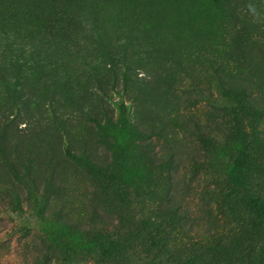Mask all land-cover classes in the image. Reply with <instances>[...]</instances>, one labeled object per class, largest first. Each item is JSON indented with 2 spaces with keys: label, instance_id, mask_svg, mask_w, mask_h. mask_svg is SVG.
I'll return each mask as SVG.
<instances>
[{
  "label": "rangeland",
  "instance_id": "rangeland-1",
  "mask_svg": "<svg viewBox=\"0 0 264 264\" xmlns=\"http://www.w3.org/2000/svg\"><path fill=\"white\" fill-rule=\"evenodd\" d=\"M232 2L2 0L0 264H180L188 234L250 226L264 115L228 89L264 111V46ZM194 257L247 264L232 240Z\"/></svg>",
  "mask_w": 264,
  "mask_h": 264
},
{
  "label": "trees",
  "instance_id": "trees-1",
  "mask_svg": "<svg viewBox=\"0 0 264 264\" xmlns=\"http://www.w3.org/2000/svg\"><path fill=\"white\" fill-rule=\"evenodd\" d=\"M261 4L264 5V0H234V2H232V6L236 9L234 10L232 8V11L238 10L236 22L238 24L240 22V32L244 28V26H242L241 24L246 23L247 26L252 27L256 30V32L259 34L260 40L262 41L261 45L264 46V8ZM0 5V22H2L5 16V13L2 10V8L4 7V3H2V0H0ZM260 6H262V8H260ZM228 58L229 60H233L236 63H240V60L241 58H243V56L237 49L230 48V50H226L223 52V56L211 59L213 62H210V65L211 67L216 69V71H218L224 66L222 63L223 60L221 61V59ZM228 92L230 94L232 93L234 96L245 98V101H247L245 109L249 110L252 116L264 115V111L258 109L253 103L248 100V97H250V95L245 87L235 86L232 87V89H228ZM231 124H228L229 131H232L233 133L239 135L241 133V131L239 130V126L238 128H236L235 124H232L233 126ZM254 127H251L250 132H248L249 139L253 142V147L252 149H250L249 153L254 156L253 158L255 162L252 167L258 172V180L259 178H261V182H259V184H261L262 187L257 188L255 191H251L254 195L250 193L248 194V196L251 197V201H254L256 203L255 208L257 209H253L252 211L250 210L252 212V214L250 215V226H248L246 230L239 231V233L237 234V238H234L236 236L234 233L235 230L232 231L230 229L229 231H227V227L225 226H222V228H218L215 231L201 234L198 236L188 234V238L193 244V251H191L190 253H193V257L195 256L196 259H198L199 255L207 251V249L210 254H216L217 246L222 244V242H224L225 240H232L235 242V244H237L238 248L241 250V254L245 255L246 258L244 260L247 261V264H264V131L259 132V130ZM168 161L170 162H166L163 164L166 165V168L165 166H161V170H168L173 167L172 158H170ZM122 189L125 192L123 187H121V190ZM221 191L222 190L220 188V192L218 193V195H222L223 201L225 193ZM219 203H221L220 200ZM159 215L163 220V228L165 227L172 230L176 228L177 224L179 225L180 218L182 216V214L178 210V207L176 206L171 209L166 206H163L160 210ZM231 235L234 236H232L231 238ZM252 237H254L253 240ZM220 254L223 253L221 252ZM115 258L119 259V257H114L113 259L110 258L109 261L115 260ZM191 258H188L186 262H180V264H191ZM177 259V261H181L179 258ZM209 264L225 263L223 261L213 260L212 262H209Z\"/></svg>",
  "mask_w": 264,
  "mask_h": 264
}]
</instances>
